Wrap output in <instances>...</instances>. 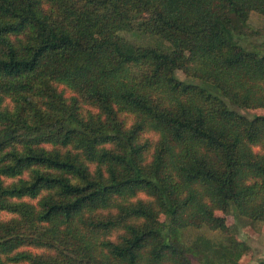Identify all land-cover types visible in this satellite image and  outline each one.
I'll use <instances>...</instances> for the list:
<instances>
[{
    "label": "trees",
    "instance_id": "trees-1",
    "mask_svg": "<svg viewBox=\"0 0 264 264\" xmlns=\"http://www.w3.org/2000/svg\"><path fill=\"white\" fill-rule=\"evenodd\" d=\"M253 15L264 0H0V264L242 259L231 208L264 225V117L237 110H264V43L237 42Z\"/></svg>",
    "mask_w": 264,
    "mask_h": 264
},
{
    "label": "rangeland",
    "instance_id": "rangeland-1",
    "mask_svg": "<svg viewBox=\"0 0 264 264\" xmlns=\"http://www.w3.org/2000/svg\"><path fill=\"white\" fill-rule=\"evenodd\" d=\"M249 35L241 38H237V42L247 50H255L264 43V17L259 15H253L250 20ZM123 37L130 41H136L134 35L129 33L122 34ZM150 41L156 43V46H162L165 50H171L169 43L162 41L161 39L153 38ZM179 79L183 80L179 73L176 75ZM188 82L202 84L200 81L190 80ZM205 86V85H204ZM211 92L212 88L210 89ZM238 112L247 116L248 118L264 117V110H242L237 109ZM221 215V214H220ZM228 216V222L233 228L235 241L244 242L249 246L250 251L240 260L233 254L230 256L229 262H221L218 258L215 259L214 264H258L261 260H264V225L251 224L252 222L239 218L234 208H231ZM234 250V249H233ZM233 252L230 250V253ZM232 254V253H231ZM193 264H204L200 262L195 255L191 256Z\"/></svg>",
    "mask_w": 264,
    "mask_h": 264
}]
</instances>
